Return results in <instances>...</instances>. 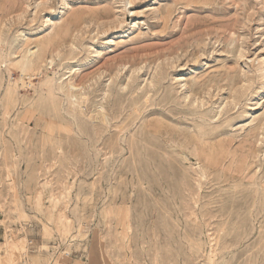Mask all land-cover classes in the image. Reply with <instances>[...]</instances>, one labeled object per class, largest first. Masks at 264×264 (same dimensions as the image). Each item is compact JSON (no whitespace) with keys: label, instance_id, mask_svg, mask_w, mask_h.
<instances>
[{"label":"rangeland","instance_id":"rangeland-1","mask_svg":"<svg viewBox=\"0 0 264 264\" xmlns=\"http://www.w3.org/2000/svg\"><path fill=\"white\" fill-rule=\"evenodd\" d=\"M59 77L133 122L77 141ZM0 214V264H264V0H0Z\"/></svg>","mask_w":264,"mask_h":264},{"label":"bare ground","instance_id":"bare-ground-1","mask_svg":"<svg viewBox=\"0 0 264 264\" xmlns=\"http://www.w3.org/2000/svg\"><path fill=\"white\" fill-rule=\"evenodd\" d=\"M49 43L50 42L48 40H44L42 38L41 40H37V42L34 43V50L26 48L21 58L14 61L8 60L9 65L18 68L22 72V74H26L30 78V76H32L35 71L39 70V67L42 65V63H44L45 65L52 63V57L47 60V58H45L44 56ZM46 86L51 98L59 96L61 98L65 96V99L68 100L70 108L68 115L72 118V120L66 119V123L69 127L68 130H70V124L71 126H77V131H74V129H72L74 138L77 139V141H83V138H88L92 139L94 142L95 139H98L100 137V131H104L107 128L111 127V121L114 122L113 126L116 128H119V123L124 125L122 129L133 122V120L130 119L132 113H130L128 116H123L124 100H119L115 104L116 106L111 109H107V107H105L102 102H98L99 105H96L97 107L94 110H91V108L86 109L87 104L85 103L87 102V95L86 92H84L85 87H77L70 79L65 81V79H62V77H59L57 79H49ZM81 90H83V92ZM6 92L12 94L16 92V87L9 82L6 88ZM101 92L102 99L104 100L108 95V89H102ZM134 111H139V108H136V110H133V112ZM131 135L137 136V134L132 133ZM121 138L122 135H119L118 133L114 134L109 140L106 141L105 145L107 147L119 145L121 142ZM195 150L198 155H204L205 157H208L210 159L212 158V153H207L200 147L196 148ZM214 155H218V153ZM212 159L214 161L216 160L214 156Z\"/></svg>","mask_w":264,"mask_h":264},{"label":"built area","instance_id":"built-area-1","mask_svg":"<svg viewBox=\"0 0 264 264\" xmlns=\"http://www.w3.org/2000/svg\"><path fill=\"white\" fill-rule=\"evenodd\" d=\"M0 215H1V214H0ZM28 243H29V244H31V243H32V241L30 240Z\"/></svg>","mask_w":264,"mask_h":264}]
</instances>
